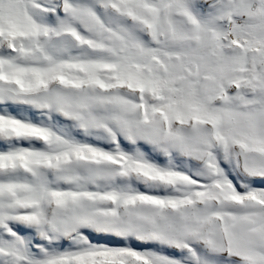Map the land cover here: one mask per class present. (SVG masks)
<instances>
[{"label":"snow or ice","instance_id":"obj_1","mask_svg":"<svg viewBox=\"0 0 264 264\" xmlns=\"http://www.w3.org/2000/svg\"><path fill=\"white\" fill-rule=\"evenodd\" d=\"M0 264H264V0H0Z\"/></svg>","mask_w":264,"mask_h":264}]
</instances>
